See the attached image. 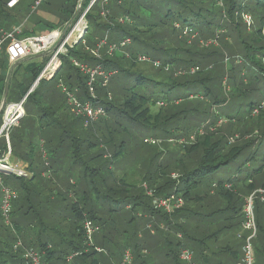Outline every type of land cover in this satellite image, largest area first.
<instances>
[{
  "label": "trees",
  "instance_id": "obj_1",
  "mask_svg": "<svg viewBox=\"0 0 264 264\" xmlns=\"http://www.w3.org/2000/svg\"><path fill=\"white\" fill-rule=\"evenodd\" d=\"M9 1L0 0V36L2 32L21 25V0L13 8L7 7ZM77 1L46 0L47 3L43 4L58 22L45 21L42 35L57 28L65 29L75 16ZM117 1L110 0L105 6L109 11L106 19L100 16V4L94 6L87 15L88 24L82 39L60 56V67L54 78L40 80L28 95L49 55L31 56L9 68L5 52H0V104L7 88L5 107L19 103L26 95L25 104L29 100L39 104L40 97L36 91L42 83H49L56 77H59L58 83L63 82L69 89L77 88L84 96L85 77L73 61L90 67L100 64L106 72L114 73L106 89L97 86V96L106 110V118L88 128L93 138L92 142L88 141L87 148H97L98 152L89 153L88 150L87 162L83 163V143L68 136L75 145L76 162L84 166L82 176L91 180L98 170L102 171L106 175L102 180L104 187L101 191L92 188L94 198L86 188L80 189L79 198L71 205L75 221L70 226H42L41 234L36 236L25 233L26 226L20 223H12L13 232L0 226V264H25L20 252L12 248L17 238L25 247L39 252L45 264H68L66 257L70 253L84 249L82 223L85 219L99 226L94 245L103 249L105 254L90 249L76 260L79 264H117L125 250L131 251L133 264H156V259L160 257L169 264H182L178 260L180 248H188L194 261L200 264H237L242 259L247 237L246 234L238 235L244 220L243 209L252 194L256 226L252 245L255 264L258 260L264 264V93L261 92L264 91V0H122L120 4ZM88 2L84 0V7ZM33 5L34 0L29 9ZM243 15L251 17L249 28L243 21ZM119 19H125V22L121 24ZM185 29L191 30V33L184 34ZM193 34L196 36L192 39ZM35 35L31 28L22 31L20 36ZM105 35L107 40L101 50V59L96 60L85 48H95ZM123 39L130 41L124 51L131 49L138 56H147L160 64L158 69L151 66L156 71V79L136 70L137 64L126 59L129 56L117 52L107 55L108 46ZM212 39L217 40L218 47H199L200 40ZM24 63L27 66L21 71ZM191 68H198V71L190 74ZM62 71H67L64 78L60 76ZM118 75L123 78L122 92L125 94L119 103H115L112 96L110 101L106 99V93H110L111 79ZM12 82L13 97L10 98ZM132 86H140L145 94L129 92ZM101 91H104V96ZM58 92L61 93L60 89ZM157 103L162 105L157 106ZM231 103L238 109L231 107L234 110L225 115V109ZM242 106H245L244 110H241ZM153 107H158L155 113L151 111ZM39 111L50 118L49 124L44 123L49 128L53 124L52 114L47 109L39 108ZM254 111L256 113L253 114ZM23 118L18 120V126L11 127L7 132L10 156L14 157L9 159L25 164L30 177L0 172V181L17 193L12 209L18 202L21 203L19 218L27 219L22 204L29 200L28 185L35 179L34 165L41 157V152H35L32 146L39 148V142H42L46 151L45 161L41 158L49 173L47 177L53 172L51 160L54 161L59 151L53 149L50 139L44 142L37 136H30L33 142L26 145L20 137L30 134L31 130L25 128L22 135ZM110 119L119 126L122 123L117 119L124 122V127L137 128L141 144L145 137H150L146 134L164 141L168 138L188 139L195 135V140L183 146L177 144L181 150L166 156L153 147L156 151L147 152L149 157L143 159L146 169L144 175L140 174L139 186L134 180H128L133 178L135 169L132 173L127 169L119 179L114 177L116 166L123 167L130 152L125 153V141L113 144L114 139H108L111 137L107 124ZM44 125L39 120L38 127L45 129ZM54 126L59 125L55 123ZM202 126L204 134L200 136L198 129ZM18 127L19 141L11 133ZM211 128L214 132L217 130L216 133L211 132ZM7 151L3 133L0 136V159ZM47 152L52 153L51 160H47ZM163 156L168 161L173 160L179 175L177 180L171 179L169 165L166 159H162ZM227 166L235 168L230 181L210 184L205 181ZM109 178L112 179V186H107ZM91 185L94 186L93 183ZM147 190L152 191L153 197L180 195L184 205L166 215L154 210ZM101 202L106 205L100 206ZM54 206L58 204L55 202ZM149 224L152 231L147 229ZM177 235L181 236V240Z\"/></svg>",
  "mask_w": 264,
  "mask_h": 264
},
{
  "label": "rangeland",
  "instance_id": "obj_2",
  "mask_svg": "<svg viewBox=\"0 0 264 264\" xmlns=\"http://www.w3.org/2000/svg\"><path fill=\"white\" fill-rule=\"evenodd\" d=\"M33 0H21L19 7H22L23 11L21 14V20H20V27H22V31L29 30L31 28L34 29L35 36H41L44 33V23L45 21L52 22L53 20L57 19L56 16L50 11V9L47 8L46 4L41 5L40 7L36 8L33 11V7L29 9V6L31 5ZM49 1V0H47ZM47 3V2H46ZM19 20V18H18ZM17 22V18H16ZM19 22V21H18ZM18 24V23H17ZM45 35V34H44ZM213 47V46H211ZM215 47V46H214ZM218 47V45H217ZM210 49V47H209ZM130 55H128L129 53ZM120 50L116 51L117 53H120L124 55L125 57H128V62L133 61L136 63V70L142 71L144 76H147L149 78L156 79L155 73L156 71L152 70V65L150 63H138L136 61V57L138 56L134 51L131 52V49ZM39 61V60H38ZM38 61H35V63H38ZM27 66V63H24L21 65L20 70L22 71ZM167 72V71H166ZM67 75V71H62L60 73V76L64 78ZM58 79L59 77H56L54 80H52L49 83H42L38 90L36 91V94L39 99V104L36 102H32V100H29L26 104L25 101L22 105L23 108V116L24 118L21 120V124L24 125L22 132V135L24 134L25 128H30L31 133L25 134L20 137V139H23V142L26 141L27 143L32 144V138L34 136H37L39 140H43L44 142L50 139L53 143V149L58 150L59 154L54 159V161L51 160V152H47V160H51L52 166H53V172L50 173V177H47L48 170L43 162L45 161V158H43V154L46 157V151L43 149V145L39 144V148L36 146H32L34 151L41 152V157L39 156V160L35 163L34 171H35V179L29 183V200L26 201L24 204H22V207L24 210H26V215L28 216L27 219L19 218V206L21 203L18 202V205L14 206L12 209V215H11V221L20 223L23 226H26L25 233L30 234L32 236H36L37 234H41L40 229L42 226L45 228L48 227H66L73 224L75 221L74 214L71 211V205L76 202L77 198L80 196V189L86 188L87 191L90 193L92 198H94V195H92L91 191L93 189H98L99 191L102 190V187H104L102 180L106 178V175L102 171H97V175L95 177H92L90 180L88 177L85 179L82 176V172L84 169V166L77 163L74 158V152H75V145L72 143L68 136H73L77 138L81 143H83V158L81 161L83 163H86V155L88 154L89 148H87L88 141L92 142V134L89 132L90 130H86L80 126L79 121H77L66 105L64 106L65 97L61 93L58 92ZM20 80L21 76H20ZM122 84H124L123 78L121 75H118V77H114L111 79L108 90L110 91L112 100L114 98L115 103H119L122 96L125 94L122 92ZM13 86L14 83L12 82L10 85V93L9 97L12 98L13 94ZM58 90H57V89ZM132 88V89H131ZM129 92H142V94H145V91H142L140 86L137 87H129ZM264 93V91H261ZM129 94V93H128ZM101 95L104 96V91H101ZM10 100V99H9ZM26 100V99H25ZM12 101V100H11ZM16 101V99H15ZM246 103H248V100L246 98ZM245 103V104H246ZM238 109V107L231 103L228 108H226L225 115H229L233 108ZM39 108L47 109L49 110V113L52 114V121L53 124L49 125V128H46V125L44 123H50V118L45 117L43 114L40 113ZM231 108V109H230ZM245 106L241 107V110H244ZM158 110V107L151 108L152 113H155ZM224 110V107H223ZM39 120L42 121L43 128L40 129L38 127ZM122 123V125L119 126L117 122L110 119L108 120L107 124L111 131V137L108 139H114L113 144H117L120 141H125V153H129L128 160H125L122 166H116V169L114 171V177L120 178L121 174L127 169L130 170L132 173L135 169V173L133 174V178L128 179L134 180L135 183L140 186L141 184V175H144V170L146 169V166L143 165V159L144 157L148 156L147 152L154 153L156 150L154 148L156 147H150L145 146L141 143H139V130L137 128H132L131 126L124 127V122L121 121V119H117ZM55 123H57L59 126L55 127ZM21 129V128H20ZM219 129V128H218ZM217 131V130H216ZM216 131L214 133H216ZM11 133H13L14 138H16L19 141V127L15 130H12ZM152 134H146V136H151ZM12 136V137H13ZM33 136V137H30ZM160 139V138H158ZM171 139V141H169ZM161 140V139H160ZM41 142V141H40ZM39 142V143H40ZM176 139L168 138L166 141L164 139L162 140V144L160 145L158 151L161 153L166 154L175 153L177 150H181V148L176 144ZM190 144V143H189ZM98 149L93 148L89 150V153H97ZM140 152L139 154H137ZM138 156V157H137ZM163 156L162 159L168 163L170 172L169 174H177V170H175L176 167L173 166V160L170 161L167 160V158ZM137 157V158H136ZM149 157V156H148ZM159 162V161H158ZM119 164V162H118ZM89 165V164H87ZM117 165V163H116ZM130 166V168H129ZM235 168L232 166H227L223 169H221L219 172L210 175L206 178V182L208 184L214 182H224L227 183V181H230L233 177ZM101 173L100 176H98ZM130 173V174H131ZM170 174V175H171ZM98 176V177H96ZM126 174L123 175L124 178H126ZM94 184L92 187L91 184ZM107 186H112V179L107 180ZM110 188V187H109ZM21 189H19V192ZM70 191V192H68ZM53 200V202H52ZM57 203L58 206H54V203ZM100 203V206H105L106 203ZM65 204V205H64ZM104 208V207H102ZM102 214L104 212H101ZM108 213V212H106ZM111 215V213H110ZM114 215V214H113ZM112 215V216H113ZM106 216V214L104 215ZM63 218V219H62ZM65 218V219H64ZM264 220V219H263ZM0 226L3 227L6 231H10V229L6 226H4L2 219H0ZM243 234H246L242 230L240 233H238L239 236H242ZM120 241V240H119ZM254 239L252 241L253 245ZM121 243V241H120ZM106 252L109 253V251L106 250ZM156 264H169L167 261L163 258H157ZM238 264V263H237ZM258 264H261V261L258 260Z\"/></svg>",
  "mask_w": 264,
  "mask_h": 264
},
{
  "label": "built area",
  "instance_id": "obj_3",
  "mask_svg": "<svg viewBox=\"0 0 264 264\" xmlns=\"http://www.w3.org/2000/svg\"><path fill=\"white\" fill-rule=\"evenodd\" d=\"M19 0H10L7 3L8 8H13ZM110 0H89L86 7H84V0H78L76 4V13L73 20L66 25L63 30L52 31L48 34L41 36H28L19 38L21 34V28H13L9 32H2L0 36V52L4 51L10 66L21 62L28 57L49 53V60L44 66L42 72L29 89L28 94L32 93L37 87L40 80H48L49 76L60 67V56L67 53L68 48H72L74 44L79 42L87 28V15L92 11L96 4H100L101 12L100 16L104 19L109 15V11L106 10L105 6L108 5ZM46 0H34L33 11L38 8ZM122 0L117 1L120 4ZM243 21L249 28L252 24L251 17L249 15H243ZM119 23L123 24L125 19H119ZM177 27V26H176ZM191 33V30H184V34ZM196 36L193 34L192 39ZM107 35L100 40L95 48H85L89 54L96 60L101 59V50L105 47ZM130 45L129 39H123L117 44H111L108 46L107 55L112 56L116 51L123 50L125 47ZM200 48H208L211 46H217V40H200L198 42ZM138 63H150L153 68H160V64L156 61H152L147 56H137ZM79 72L85 77V95L82 96L79 89H69L63 82L59 81L58 88L65 97V105L75 119H78L81 123L82 128L88 129L97 123L100 119L106 118V110L97 96V86L106 89L109 83L110 77L114 74L113 72H106L100 64H96L92 67L73 61ZM167 71V68L165 69ZM198 71V68H191L190 74ZM26 95V96H27ZM26 96L17 104L6 106L2 115V124L0 129V136L9 131L11 127L17 124L18 120L23 116L22 105L26 99ZM106 99L111 100V94L106 93ZM162 103H157V106H161ZM256 111L253 112V114ZM221 121H219V124ZM205 126V125H204ZM202 126L198 129V135H203L204 131ZM214 132V128L210 129ZM195 135L189 136L188 139H176V144L181 146L187 145L194 142ZM171 141V139L169 140ZM42 145V142L39 143ZM143 144L150 147L159 148L162 144V140L145 137ZM159 146V147H158ZM43 158L45 155L43 154ZM0 172L5 174H12L16 177L27 178L30 174L26 168H23L18 162L10 161L9 159L0 160ZM171 179L177 180L178 174H171ZM227 187V186H226ZM143 188L146 185L143 184ZM261 192V191H259ZM147 196L152 199V207L154 210L160 211L166 215H171L174 211L181 209L184 205V201L180 195L171 194L167 197H153L152 191L147 190ZM252 196L246 200L243 215L244 220L242 222V231L246 233L245 243L242 249V259L238 264H255L254 250L252 241L256 235L255 219L252 208ZM17 199V193L9 187L2 184L0 181V215L3 219V223L12 232L14 231L11 221L12 204ZM262 201H264L262 199ZM147 229L152 231L151 225H147ZM99 232V226L94 224L91 220L85 219L82 223V233L84 241L83 251H76L70 253L66 257L68 264H79L76 260L82 255L87 253L90 249L98 254H105V251L94 245V237ZM152 233V232H151ZM177 238L181 240V236L177 235ZM14 251H19L21 258L25 264H45L42 260V255L32 248L25 247L19 238L16 239L12 246ZM178 260L182 264H200L194 261L193 253L188 248H180L178 253ZM117 264H133V255L130 250H125L119 262Z\"/></svg>",
  "mask_w": 264,
  "mask_h": 264
},
{
  "label": "crops",
  "instance_id": "obj_4",
  "mask_svg": "<svg viewBox=\"0 0 264 264\" xmlns=\"http://www.w3.org/2000/svg\"><path fill=\"white\" fill-rule=\"evenodd\" d=\"M58 22V20L57 19H55V20H53L51 23H53V24H56ZM17 27H19V28H21V34H22V27H20V26H16L15 28H17ZM56 30H62L61 28H57V29H55V30H53V31H56ZM52 32V31H51ZM20 34V35H21ZM48 34V33H47ZM18 36L19 38H23L22 36ZM26 37H28V36H26ZM4 52V51H3ZM5 54V53H4ZM45 54H47V53H44L42 56H45ZM47 55H49V53L47 54ZM26 60V59H25ZM25 60H23V61H21V62H24ZM20 62H18V63H16L15 65H18ZM15 65H12V66H10L9 65V63H8V66H9V68H12V67H14ZM2 103H3V98H2V100H1V104H0V108H1V106H2ZM11 105H13V104H11ZM8 106V105H7ZM4 110H5V108H4ZM4 110H3V112H4ZM2 112V113H3ZM3 115V114H2ZM22 118V117H21ZM20 118V119H21ZM16 126H18V122H17V124L16 125H14V127H16ZM0 129H1V127H0ZM5 140H6V143H7V148H8V151H7V154L6 155H4L1 159H5V158H7V159H9V157H12V158H14L13 156H10L11 155V150H10V145H9V141H8V134H5ZM0 159V160H1ZM10 161H16V160H12V159H9ZM16 162H18L19 163V161H16ZM23 168H26V165L25 164H21V163H19Z\"/></svg>",
  "mask_w": 264,
  "mask_h": 264
},
{
  "label": "water",
  "instance_id": "obj_5",
  "mask_svg": "<svg viewBox=\"0 0 264 264\" xmlns=\"http://www.w3.org/2000/svg\"><path fill=\"white\" fill-rule=\"evenodd\" d=\"M47 54H48V53H47ZM47 54H45V55H47ZM58 69H59V67H58V68H57V69H56V70H55V71L49 76L48 80H51V79L54 78V76L56 75ZM9 77H10V73H9V75H8V77H7V84H8V81H9ZM6 96H7V88H6L5 92H4L3 103H2V106H1V108H0V114L2 113L3 108H4L5 100H6ZM0 133H1V132H0Z\"/></svg>",
  "mask_w": 264,
  "mask_h": 264
},
{
  "label": "bare ground",
  "instance_id": "obj_6",
  "mask_svg": "<svg viewBox=\"0 0 264 264\" xmlns=\"http://www.w3.org/2000/svg\"><path fill=\"white\" fill-rule=\"evenodd\" d=\"M6 101V100H5ZM8 106H11V105H8ZM4 108H5V105H4ZM4 108H3V110H4ZM3 112V111H2Z\"/></svg>",
  "mask_w": 264,
  "mask_h": 264
}]
</instances>
